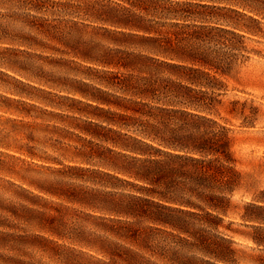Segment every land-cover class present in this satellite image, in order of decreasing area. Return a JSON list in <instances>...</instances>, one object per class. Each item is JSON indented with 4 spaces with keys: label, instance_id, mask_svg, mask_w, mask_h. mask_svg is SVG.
Segmentation results:
<instances>
[{
    "label": "trees",
    "instance_id": "obj_1",
    "mask_svg": "<svg viewBox=\"0 0 264 264\" xmlns=\"http://www.w3.org/2000/svg\"><path fill=\"white\" fill-rule=\"evenodd\" d=\"M256 1L264 4V0ZM105 2V5H97L91 15L98 24L85 25L75 19L80 15L88 16L79 5L52 0H17L14 6L19 12H14L9 18L28 31L23 29L16 31L14 27L0 25V42L30 47L44 46L47 44L45 41H50L84 60L107 67L136 70L140 73L167 69L169 75L175 79L166 80L149 73L151 76H142L134 80L131 75L118 78L115 82L103 83L108 88L118 89L140 101L126 100L106 91H100L97 95H85L106 106L112 105L129 111L132 115L149 118L151 122L146 123L151 131L139 132L142 138L138 139L98 125V128L107 134L94 136L125 151L122 153L106 150L109 160L104 166L110 172L89 171L79 166L64 165L59 159H51L61 167L60 170L53 168L56 172H66L73 180L76 178L82 180L77 172H91L92 176L86 177L90 178L86 180L99 186H103V183L100 181L101 178L98 181L97 177L105 176L108 177L106 181L108 187L113 190L109 194V216L94 217L95 228L102 235L93 234L91 243L81 244L107 257L112 264H237L231 248L232 241L223 235L219 237L214 234L223 228L224 217L229 213L230 205L226 196L235 191L237 177L233 168L235 160L229 152L226 130L222 127L224 132L221 131L220 134L211 132L210 124L215 122L200 113L211 112L209 103L211 99L207 97L206 90L218 89L214 82H219L218 77L229 75L233 65L230 52L235 50L236 43L244 38L242 33L258 32L241 23L238 17L253 23H258L257 20L218 4L227 2L226 0ZM56 6H61L64 9L63 16L70 18L57 21L44 18L43 15H54ZM241 6L259 12L248 4ZM68 8H74L75 11H66ZM32 12L38 16L32 15ZM0 16L4 15L0 12ZM84 35H88L90 39L84 40ZM136 63L140 64L139 67ZM115 75L117 74H113ZM163 81L171 83L177 91L163 87ZM35 90L43 95H52L41 89ZM157 94L162 95L164 105L169 107L181 105L185 110L151 106L142 101L160 100L156 99L160 98ZM33 98L39 100L43 106L26 103L28 110L15 109L18 114L31 119V122L24 125L29 127L36 125L37 119L46 120L58 116V113L46 108L47 106L55 108L58 105H53L43 97ZM86 105L98 112L99 115L93 116L103 118L109 125L130 128L129 123H121L117 118L133 121L139 119L109 109L93 107L91 104ZM183 125L192 127L195 134L188 131L189 133L180 135L182 131L185 132ZM159 132H167L169 136L162 137L158 135ZM111 133L116 137H110ZM144 138L160 142L183 154L155 149L144 141ZM26 139L39 143L32 132L27 133ZM127 140L132 141L134 145L126 143ZM0 146L23 152L31 160H48L47 157H43V151L34 146L16 147L4 141L0 142ZM15 161L22 162L15 155L0 152V173L18 176L14 169ZM125 178L146 185L139 187L138 192L141 195H125L119 192L124 185H133ZM0 180L11 188L16 186L21 191L33 195V192L22 186L2 178ZM28 184L39 192L59 198L65 197L73 204L86 205L84 193L79 192V197L78 195L67 197L60 188L51 184L45 186L34 182ZM93 191L97 193L96 195L103 193L99 189ZM260 199L264 202V196ZM246 207L247 213L241 216L245 224L240 226L249 228L252 232L244 236H248L247 238L255 245L264 246V205L247 204ZM92 208L100 210L98 207ZM30 212L35 210L21 203L0 204V218L10 223L28 222L27 216ZM246 222L253 225H247ZM223 230L240 234L229 227ZM0 234L2 238L9 236L3 232ZM242 234L244 233L240 235ZM197 254L206 257L207 260L197 257ZM2 261L4 264L21 263L10 257H4Z\"/></svg>",
    "mask_w": 264,
    "mask_h": 264
},
{
    "label": "rangeland",
    "instance_id": "obj_2",
    "mask_svg": "<svg viewBox=\"0 0 264 264\" xmlns=\"http://www.w3.org/2000/svg\"><path fill=\"white\" fill-rule=\"evenodd\" d=\"M16 1L0 0L2 5L0 12L4 15L0 16V25L8 28L14 27L16 31H19L23 29L21 25L15 24L9 18L14 12H19L14 6ZM52 1L81 6L88 16L80 15L75 19L85 25L98 24L91 15H93L97 5L106 4V0ZM226 1L218 4L252 16L258 23L250 22L241 17H238V20L258 32L257 34L242 33L244 38L236 43L235 50L229 51L233 59L232 69L229 75L218 77L219 82H214L218 89L206 90L207 97L211 99L209 103H211L212 110L209 114L200 113L215 122V124H210L211 132L220 134L221 131L224 132L222 127L226 130L229 152L235 160L233 168L237 173L235 191L226 196L230 205L229 213L224 217L223 228L214 234L219 237L223 235L232 241L231 248L234 251L237 264H264V246H257L247 238L248 236H244L250 234L252 230L240 226L244 223L241 216L248 211L246 209L247 204L264 205L263 200L260 199L264 196V4L256 0ZM243 4L255 7L259 12L256 13L243 8L241 6ZM55 9L54 15H43L44 18L56 19V21L70 18L63 16L64 9L61 6H56ZM70 10L75 11L74 8H68L66 11ZM31 14L36 15L33 12ZM231 16L235 17L234 14ZM83 38L84 40L90 39L88 35H84ZM45 42L47 44L44 46L30 47L0 42V142L4 141L16 147L34 146L43 151V157L48 159L45 161L31 160L23 152L20 153L13 148L5 149L0 146V152L15 155L22 161H15L16 167L14 169L18 172V176L0 173V178L24 187L33 192L34 195L21 191L16 186L11 188L7 183L0 180V204L21 203L35 210V212L28 213V222L12 221L10 223L4 218H0V233L9 235L2 238L0 234V264H4L2 261L4 257H10L21 262L13 264H112L109 263L107 257L81 244L83 242L91 243L93 234L102 235L95 228L94 217L109 216V194L113 190L108 187V182H106L108 177H97L98 181L101 178L100 181L103 186L94 185L86 180L90 179L86 177L92 176L91 172H77L78 177H82V180L79 178L73 180L69 176L70 174H66V172H56L53 168L60 170L61 167L51 159H59L64 165L79 166L89 169V171L110 172L104 166L109 160L106 150L110 149L122 153L125 151L121 147L105 143L94 136L95 134H107L106 131L98 128V125L141 139L142 135L139 132L146 131L149 133L151 131L150 126L146 123L151 122V120L147 117L132 115L131 112L112 105L106 106L87 98L85 95H97L100 91H106L113 96L126 100L140 101V99L122 93L118 89L108 88L103 83L106 81L115 82L118 78L122 79L123 76L131 75L133 80L154 74L155 77L159 76L166 80L171 78L175 81V79L169 75L167 69L147 70V73H140L136 70L107 67L94 61L84 60L54 42ZM136 65L139 67L140 64L136 63ZM113 74L117 75L113 76ZM162 85L177 91L171 83L163 81ZM35 89L44 90L55 96L43 95ZM33 96L43 97L53 105L61 107H46L48 110L58 113V116L46 120L37 119L35 120L36 125L29 127L24 125L31 122V119L18 114L15 109L28 110L26 103L43 106ZM57 97L70 98L71 100L58 99ZM159 97L156 99L160 100L144 99L142 101L151 106L185 110L181 105L174 107L164 105L162 95ZM120 103H126V101H120ZM86 104L139 119L133 121L121 117L117 118L121 123H129L130 128L109 125L104 122L103 118L93 116L97 115L98 112ZM186 111L191 110L186 109ZM192 112L196 113L195 111ZM183 130L185 132L182 131L180 135H185L188 131L195 134L193 128L188 125H185ZM28 132H32L34 138H38L39 143L27 140ZM159 133L158 135L165 138L169 136L167 132ZM110 137L115 138L116 136L111 133ZM143 140L160 151L183 154L181 151L168 148L160 142H153L147 138ZM128 142L127 140L126 143ZM129 143L134 145L132 141ZM42 166L45 168H40ZM125 179L135 186L124 185L119 192L125 195H141L138 189L140 186L146 185L134 179ZM30 182L40 183L44 186L51 184L60 188L67 197H71V195H78L79 197V192L84 193V195L86 194V205L73 204L68 202L65 197L59 198L39 192L33 186H29L28 183ZM94 189H99L103 193L96 195ZM93 206L100 210L93 209ZM246 224L253 225L250 222H246ZM1 225L12 228H2ZM225 227L244 234H232L223 230ZM197 257L207 260L206 257L199 254Z\"/></svg>",
    "mask_w": 264,
    "mask_h": 264
}]
</instances>
